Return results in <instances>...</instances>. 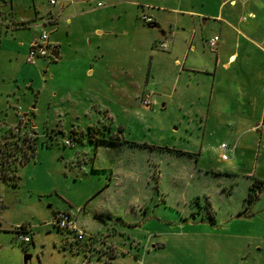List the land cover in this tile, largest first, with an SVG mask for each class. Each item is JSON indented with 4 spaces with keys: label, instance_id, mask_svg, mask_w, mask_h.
Returning a JSON list of instances; mask_svg holds the SVG:
<instances>
[{
    "label": "rangeland",
    "instance_id": "rangeland-1",
    "mask_svg": "<svg viewBox=\"0 0 264 264\" xmlns=\"http://www.w3.org/2000/svg\"><path fill=\"white\" fill-rule=\"evenodd\" d=\"M55 1L65 16L112 9L100 25L107 64L85 80L91 92L62 91L63 111L59 99L51 103L54 83L39 93L29 78L38 68L25 60L28 43L52 30L42 28L48 0L0 2V22L22 28L16 36L26 46L12 63L0 58V122L11 127L0 128L1 219L30 230L31 242L16 244L22 264L25 256L26 264H264V184L246 201L252 185L264 183V12L219 9L223 0ZM172 9L199 15L192 52L185 42L168 59L169 50L147 44L164 39L160 31L145 36L135 23L143 15L169 21ZM57 20L52 38L67 27ZM201 32L218 35L222 61L238 54L229 71L215 67ZM113 72L124 91L111 87ZM138 83L151 96L149 110L139 107ZM57 211L73 213L81 241L53 226Z\"/></svg>",
    "mask_w": 264,
    "mask_h": 264
},
{
    "label": "crops",
    "instance_id": "crops-1",
    "mask_svg": "<svg viewBox=\"0 0 264 264\" xmlns=\"http://www.w3.org/2000/svg\"><path fill=\"white\" fill-rule=\"evenodd\" d=\"M12 1H10V5H12ZM49 16L43 21L42 23V28L45 26H49L52 28V30L49 32L48 35V40L49 44L51 46V52L53 51L58 55L57 59L54 58H46L49 59L50 61H53L55 64L49 65V62L45 61L42 62V59L40 58L37 59L36 62L32 65L37 66V73L30 74L29 78L33 79L36 77L38 81L40 82L38 86V91L39 93L43 92L46 89L47 82L54 83V87L52 88L54 91L53 100H51V103L57 98L59 99V102H57L58 106H61V109L63 111H68L67 109V104L65 97H63V92L64 90H72V91H79L81 92H91L94 89V86L92 83L87 82L85 80H91L93 79L96 75H101V70L102 66L104 64H107L106 61V52L103 50V46L101 43L102 36L105 34V32L102 30L100 27L101 25V20L105 16L108 15V11L111 12V8L108 9H102V11H95L92 9H86V10H80L74 12L70 11V14L68 16H65V10L64 8L61 7L60 9H56L57 1L54 6L49 5ZM98 4H102V6H98ZM97 7L102 8L105 7V4L103 3H98ZM225 4L224 6H229L232 9L236 8H248V11H250L251 14L257 13L260 14L264 12V0H223V2L218 6L219 9L220 7ZM51 7H54L51 8ZM114 13L117 12V15L120 17V2L118 3V7ZM156 10V9H154ZM161 11V9H158ZM169 11V10H166ZM169 12L173 14V18L170 19L169 21L164 19L158 20L156 17L153 18L152 16H149L152 18L154 24L153 26L149 27L146 25L144 27L142 23L141 25L137 24L138 18L136 19V27L138 30L141 32L142 35L146 36V31L152 30V29H158L160 31L161 36L164 39H158V38H152L150 41L147 43L151 45L153 49L157 47L160 49L158 46L160 43H165L167 45V49L163 52L168 51L169 55H167L168 59L174 58L172 55L175 50H178L175 52L174 55L176 57L181 54V51L184 49V43L188 42L189 46L187 49V52H192V43L193 40L196 38L197 35V18H198V13L194 12L193 10H188V9H172ZM218 13V12H217ZM215 14L213 16H210L209 18H203L201 19V24L202 28L203 26L207 25L210 21V19H215L218 21L219 15ZM65 16V18H63ZM257 17V16H256ZM57 19H65V24L67 27H65L64 33L60 35H55L54 38H52V32L55 34L60 31V26L58 24ZM256 19V18H255ZM22 23H25L23 18H21ZM141 21V20H140ZM7 22V23H6ZM75 22V25H73ZM8 21L5 22H0V58L2 57H8L9 61L12 63L15 59L16 56H18L20 52H22V49L26 48L25 42L21 39H18L16 36L19 34V38H21V32L22 28L17 27V25L13 24L8 25ZM144 24V23H143ZM246 25L253 28L248 21L246 22ZM225 27H222L221 34L225 35ZM231 30V29H228ZM234 30H231L233 32ZM235 32V31H234ZM233 32V33H234ZM263 35H264V28L262 29ZM239 32H235L234 34H237L240 37H242ZM15 35V36H14ZM216 36L215 33L208 34L207 36H203L201 32V40L205 42V45H207L206 41L213 37ZM218 36V35H217ZM66 41L68 43L66 44ZM157 42H160L157 45ZM220 42V39H219ZM219 42L217 46L216 52H211L215 54V67L218 69L226 70L229 71L231 69V66L234 65L237 62L238 54L236 53H230L228 54L225 58L224 61H222V58H218V51H219ZM246 42V41H245ZM31 42L28 43L27 45V50H26V58L29 52V45ZM146 44V45H147ZM170 45V46H169ZM246 43L244 44V46ZM148 46V45H147ZM146 46V47H147ZM169 46V47H168ZM175 46L177 49H175ZM208 46V45H207ZM64 47H66V51H64ZM195 48H193L194 50ZM185 52V51H184ZM25 58V60H26ZM17 59V58H16ZM15 59V60H16ZM120 57L117 58L116 63H119ZM175 64L178 65V60H175ZM123 65V63H121ZM45 67L44 72L42 74V77L39 79V72L40 69ZM151 70V68H150ZM125 67H121L120 69V74L124 76L125 74ZM36 72V71H35ZM114 79L116 82H112L111 87H115L117 91H124L125 87H123L120 90V85H119V77L116 76L115 72H113ZM132 76V73L129 74ZM7 77V76H6ZM27 77V76H26ZM17 79V78H15ZM16 81V80H15ZM147 83V82H146ZM132 85H134V82H131ZM138 86V99H140L143 95L148 94L147 92L142 91L143 87H140V84H137ZM10 87V86H9ZM56 87V88H55ZM12 89L8 91V99L6 101V106L10 104L12 98ZM72 100V95L69 96ZM72 102V101H71ZM139 104V107L146 109L142 107L140 101H137ZM75 104V108L78 107L79 103L78 102H72ZM33 109V108H32ZM150 109V108H149ZM147 109V110H149ZM8 116V115H7ZM6 116V117H7ZM9 117V116H8ZM4 120V122H0V128L2 127H8L7 121ZM11 128V127H8ZM0 139H2V136H0ZM6 161V160H5ZM5 165V162L3 163ZM1 166V164H0ZM5 173V171H4ZM0 208V264H22L21 260V254L19 249L16 248L17 239L16 235L19 231H22L21 229L23 228V231L25 233H29V229H27L26 226L16 227L15 230H12L11 226H5L3 220L1 219V216H3V213L5 212L4 210H1ZM58 212V211H57ZM81 213L80 209L79 211L76 212ZM2 221V222H1Z\"/></svg>",
    "mask_w": 264,
    "mask_h": 264
},
{
    "label": "built area",
    "instance_id": "built-area-1",
    "mask_svg": "<svg viewBox=\"0 0 264 264\" xmlns=\"http://www.w3.org/2000/svg\"><path fill=\"white\" fill-rule=\"evenodd\" d=\"M11 0H0V2H3L5 4L10 3ZM49 5L54 6L56 4L55 0H48ZM98 6H102V4H98ZM141 21L145 25L152 24L153 20L151 17L143 15L141 17ZM44 25V24H43ZM219 42L218 36H213L207 40V45L211 52H216L217 46ZM161 50L165 51L167 49V45L165 43H160L158 46ZM51 46L49 44L48 40V34L45 31H42L38 38L34 39L30 45H29V52L26 58V62L29 64H34L37 59L40 58H51ZM140 103L142 107L149 109L152 106L151 103V96L150 94L143 95L140 98ZM64 145L66 146H72L71 139L65 140ZM226 149V146L224 144L220 145L219 150H221L223 153L221 155L222 160H227V156L224 154V151ZM79 211V210H77ZM74 215L72 212L67 211H58L56 212L54 219H53V226H55L59 231H64L67 233H74L76 239L78 241H81L84 237V232L77 230L75 224H74ZM17 241H20L23 245H28L31 242L30 237L28 236L25 231H19L16 235Z\"/></svg>",
    "mask_w": 264,
    "mask_h": 264
},
{
    "label": "trees",
    "instance_id": "trees-1",
    "mask_svg": "<svg viewBox=\"0 0 264 264\" xmlns=\"http://www.w3.org/2000/svg\"><path fill=\"white\" fill-rule=\"evenodd\" d=\"M154 24H150V25H147V26H153ZM1 174H0V178H1ZM5 177V176H3ZM258 185V189H254V187H256L255 185ZM256 184L254 183L249 191V193L247 194V197H246V201L249 203V204H252L254 202L255 199H257L258 197V192L259 190L262 188L263 186V182L261 181H257ZM96 217H102V216H96ZM23 231V228L21 229Z\"/></svg>",
    "mask_w": 264,
    "mask_h": 264
},
{
    "label": "water",
    "instance_id": "water-1",
    "mask_svg": "<svg viewBox=\"0 0 264 264\" xmlns=\"http://www.w3.org/2000/svg\"><path fill=\"white\" fill-rule=\"evenodd\" d=\"M149 27H151V26H149ZM50 57L51 58H54V59H57L58 58V55L52 51L50 53ZM29 259H30V256H25L24 257V264H26L27 260H29Z\"/></svg>",
    "mask_w": 264,
    "mask_h": 264
}]
</instances>
